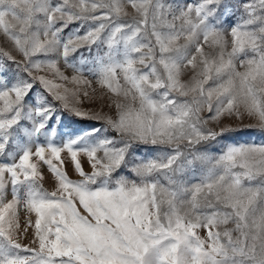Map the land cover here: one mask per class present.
<instances>
[{
  "label": "snow or ice",
  "instance_id": "obj_1",
  "mask_svg": "<svg viewBox=\"0 0 264 264\" xmlns=\"http://www.w3.org/2000/svg\"><path fill=\"white\" fill-rule=\"evenodd\" d=\"M236 122L264 136V0H0V264H264Z\"/></svg>",
  "mask_w": 264,
  "mask_h": 264
},
{
  "label": "rangeland",
  "instance_id": "obj_2",
  "mask_svg": "<svg viewBox=\"0 0 264 264\" xmlns=\"http://www.w3.org/2000/svg\"><path fill=\"white\" fill-rule=\"evenodd\" d=\"M175 3L180 4L181 6H183L185 3H196L198 2V0H174ZM237 19V17H232L233 22ZM80 26L79 22H72L69 27L67 29L64 30V32L61 34L62 37L64 39H67V37L71 34H73L75 32V30ZM84 32V29L80 30V34L82 35ZM81 54H83L85 57H88V53L81 49L80 51H78L77 53L73 54L72 57H70L71 60H73L74 62H78L80 60ZM90 59V58H89ZM91 65H87L85 66V76L89 79H92V77L89 75L87 68L90 67ZM61 70L62 71H66V74L68 75H72L73 73L71 72L70 69H66V66L63 64V62L61 61L60 64ZM14 71V69H13ZM22 75V73H21ZM12 76V72H9L7 74V77L10 79ZM68 87H74L73 85H68ZM94 87L97 88V93L99 94V86L98 85H94ZM89 91H91V89H89ZM101 104L100 102L97 100L96 102H89V101H85L83 105H81V107H83L85 110H94L99 112L101 109ZM56 107L58 109V115L56 117V121H55V125L54 126H58L60 128H62V130L66 133H76L82 130H86L90 127H92L94 125V123H96V126L99 127V122H95L92 120H88V119H82L80 117H76L75 115H73L71 112L69 111H65L63 110L59 103H56ZM238 125L237 131L232 132V133H228L226 134V138L224 140L221 141V143H228V144H232V143H239V144H264V136H261L255 132H253L250 129L244 128L243 126H239V122H236ZM245 124H247L248 122L245 121ZM22 124H27V122H22ZM18 132V129H17ZM44 140V137H41V141ZM9 151H14L15 150V145L10 143V147L8 149ZM140 154H147V149H141V153ZM213 155H218V152H213ZM3 157H0V162L3 161ZM86 170H87V165L85 166ZM45 174L47 176V171H45ZM196 175H199V173H197ZM75 178V177H74ZM45 187L46 188H51V181L47 180L45 182ZM202 235L204 234L203 232L201 233ZM25 243H29L27 241H25Z\"/></svg>",
  "mask_w": 264,
  "mask_h": 264
}]
</instances>
